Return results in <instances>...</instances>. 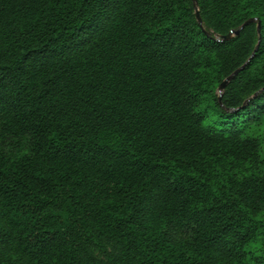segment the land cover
Wrapping results in <instances>:
<instances>
[{
	"label": "trees",
	"instance_id": "16d2710c",
	"mask_svg": "<svg viewBox=\"0 0 264 264\" xmlns=\"http://www.w3.org/2000/svg\"><path fill=\"white\" fill-rule=\"evenodd\" d=\"M0 264H264V0H0Z\"/></svg>",
	"mask_w": 264,
	"mask_h": 264
},
{
	"label": "water",
	"instance_id": "95a60500",
	"mask_svg": "<svg viewBox=\"0 0 264 264\" xmlns=\"http://www.w3.org/2000/svg\"><path fill=\"white\" fill-rule=\"evenodd\" d=\"M194 3H195V7H196V0H194ZM196 18L198 20V23L201 25V18L199 16V13H198V10L196 8ZM254 19H249L248 21H246L244 24H247L248 22L250 21H253ZM257 28H258V31H259V22L257 24ZM241 28V27H240ZM239 30L240 29H237V30H232L230 31L227 35L223 36L221 39L222 40H226V39H229L231 38L233 35H236L239 33ZM217 40H220V38H217ZM237 71H235L234 73H232L230 76L226 77L223 82L221 83V85L219 86V90L222 91L225 87V85L228 83V81L236 74Z\"/></svg>",
	"mask_w": 264,
	"mask_h": 264
}]
</instances>
